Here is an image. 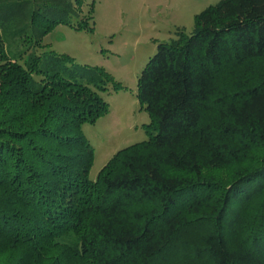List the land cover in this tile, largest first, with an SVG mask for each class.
I'll list each match as a JSON object with an SVG mask.
<instances>
[{
  "label": "trees",
  "instance_id": "trees-1",
  "mask_svg": "<svg viewBox=\"0 0 264 264\" xmlns=\"http://www.w3.org/2000/svg\"><path fill=\"white\" fill-rule=\"evenodd\" d=\"M81 3L0 0V264H264V0H220L157 46L148 138L94 181L82 126L122 86L37 53Z\"/></svg>",
  "mask_w": 264,
  "mask_h": 264
},
{
  "label": "rangeland",
  "instance_id": "rangeland-1",
  "mask_svg": "<svg viewBox=\"0 0 264 264\" xmlns=\"http://www.w3.org/2000/svg\"><path fill=\"white\" fill-rule=\"evenodd\" d=\"M219 1L81 0L68 19L70 25L58 23L43 38L38 54L54 52L67 55L76 66L102 68L122 86L101 93L107 114L82 126L94 151L90 181L117 151L148 138L145 126L150 121L137 99L136 84L157 46L173 39L177 31L190 34L193 17ZM90 16L92 30L77 29Z\"/></svg>",
  "mask_w": 264,
  "mask_h": 264
}]
</instances>
